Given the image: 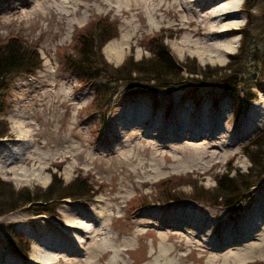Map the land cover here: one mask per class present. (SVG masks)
<instances>
[{
	"label": "rangeland",
	"instance_id": "obj_1",
	"mask_svg": "<svg viewBox=\"0 0 264 264\" xmlns=\"http://www.w3.org/2000/svg\"><path fill=\"white\" fill-rule=\"evenodd\" d=\"M64 1L68 3L61 9L59 0H0V45L16 40L41 61L33 73H13L0 85L5 96L0 116L9 129L0 139V180L14 191L31 193L53 181L67 185L85 180L82 189L89 197L35 207L46 209L44 214L20 208L1 215L0 260L30 261L34 249L41 248L39 241L55 242L62 228L59 222L65 224L67 215L86 211L97 219L96 225L88 223L97 230L99 215L108 216V235L102 238L108 241V258L99 262L96 252L94 264H155L158 252L164 257H159V264H264V221L243 240H224L229 232H240L238 226L249 225L255 209L264 206V178L234 207L214 206L213 197L205 193L212 192L225 174L248 172L245 148L264 132V72L251 58L254 53L246 41L242 44L240 32L249 20L243 0H226L227 8L237 12L225 23L235 29L222 42L229 53L212 58L182 51L184 34H177L174 24L185 14L172 8L170 0H155L164 5L156 16L151 6L140 7L141 17L119 0ZM252 13L250 33L260 24L259 11ZM103 29L116 33L101 49L112 67L128 61L144 67L153 42L163 40L172 59L199 76L183 74L182 89L156 88L153 93H131L132 85L119 81L118 94L105 112L94 102V84L84 83L65 64L83 37L100 43ZM133 29L137 32L132 46L112 63L106 48ZM261 39L255 38L254 48H261ZM235 55L237 64L230 58ZM229 66L247 78L245 87L256 84V98L248 104L224 96L221 78ZM159 127L166 135H159ZM201 129L213 132L207 137ZM262 140L258 143L264 146ZM28 160L49 169L33 179L38 172ZM198 196L202 200H196ZM191 224L197 228L191 229ZM10 231L21 238L26 257L11 250L6 236ZM69 261L82 264L84 259L70 256Z\"/></svg>",
	"mask_w": 264,
	"mask_h": 264
},
{
	"label": "trees",
	"instance_id": "obj_2",
	"mask_svg": "<svg viewBox=\"0 0 264 264\" xmlns=\"http://www.w3.org/2000/svg\"><path fill=\"white\" fill-rule=\"evenodd\" d=\"M243 12L247 15V27L242 34V44L246 41L251 54V58L257 63L259 70L264 72V0H243ZM259 11L260 24L257 32L250 33L249 29L253 22L251 21L252 12ZM99 24H97V27ZM107 33V37L104 34ZM100 43L93 42L91 38L83 37L78 43L77 53L66 58L65 64L75 71L81 80L88 84H94L96 97L95 104H99V109L105 107V112H109L115 97L118 94L117 82L123 81L130 83L132 86L128 89L131 93H139L144 90H150L151 93L158 90H170L174 88L182 89L184 85L181 83L182 75L199 76L195 69H189L176 63L169 49L164 45L163 40L154 41L153 48L150 49L151 58L146 65L142 67V62L129 64L124 62L120 67H112L108 64L101 54V49L105 43L116 36L111 34L108 29H103ZM262 38L261 48L256 44L253 46L256 37ZM160 39V38H159ZM158 40V39H157ZM242 52V47L238 50V54ZM237 54V55H238ZM230 57L232 62H236L238 56ZM234 64H237L235 63ZM41 61L35 51L25 47L16 40H9L5 44L0 45V85L3 81L13 73L31 74L40 67ZM132 65V69L129 66ZM226 70V75L221 78L222 90L224 96L237 102L248 104L254 100L255 93H252L256 84L245 87L247 78L238 76V70H231L230 66ZM224 70V71H225ZM133 74L135 76H133ZM142 78H145L142 80ZM242 84L243 87L240 86ZM4 89L0 86V113L5 108ZM243 100V101H242ZM245 104V105H246ZM9 133L6 121L0 116V139L7 137ZM259 139L264 141V132L256 138L254 142L245 148L244 155L247 157L250 168L245 174H225L221 176L216 187L212 192L206 191L207 197H213L210 203L214 206L234 207L238 205L242 198L257 186L264 178V146L258 143ZM75 179L67 185H63L62 181H53L46 189L40 190L38 193H31L29 190L14 191L12 186L0 180V216L8 212L15 211L20 208H28V211L34 210L33 215L48 213L46 209L37 210L35 207H43L44 205L59 202L64 199H84L89 197L88 193L82 189L84 181ZM55 188V190H54ZM88 192V190H87ZM206 197V198H207ZM203 197L198 196L196 200H202ZM208 199V198H207ZM209 200V199H208ZM56 206V205H54ZM7 240L11 250L21 257H26L22 252V240L14 233L7 232Z\"/></svg>",
	"mask_w": 264,
	"mask_h": 264
},
{
	"label": "bare ground",
	"instance_id": "obj_3",
	"mask_svg": "<svg viewBox=\"0 0 264 264\" xmlns=\"http://www.w3.org/2000/svg\"><path fill=\"white\" fill-rule=\"evenodd\" d=\"M119 1L123 4H126V7H128V11L136 10L137 15H139L140 17L143 12L140 7L144 8L146 5L151 6V14L156 16L157 11L162 10L164 6L160 1L154 4L155 0ZM170 1H172V8L176 7L177 12L185 14L184 19H179L176 21V24H174L177 30L176 33L184 34V39L180 43L183 52L196 53L207 58H212L215 56L220 57L221 55H226L227 53H229L225 50L227 47L223 45L222 42H224L223 39L227 35L233 33V30L235 28L232 27V25L226 24L225 22L230 21L231 18L234 17V14L235 12H237V10H230L229 8H227V3H225L226 0ZM67 3L68 2L64 0H59V6L61 7V9L65 8V5ZM111 9L113 10L114 8L112 7ZM145 11L146 9H144V12ZM131 31L133 32L122 38L120 42H112L111 44H109V47L106 48L105 51L107 58L112 63L119 62V60L121 59V55L126 49V46H132V40L137 30L133 29ZM230 43L231 41H228V44ZM159 129L161 130V133L159 134L160 136L166 135L162 127H159ZM201 130L203 133L205 132L204 134H206L207 137H210L213 132L211 129ZM28 163L31 165H35L38 172L33 179H36L38 175L48 171L49 169L48 167L42 166L41 162L38 160H28ZM30 176L33 177L32 173L30 174ZM96 201L98 200H95V202ZM96 207L99 208L97 204ZM255 211L256 215L250 221L249 225L238 226L241 228V231L229 232L228 239H226V235L224 240H226L227 243H231L230 240L232 241V239L235 238H241L243 240L244 238H246V236L253 234V231L259 226L258 222L260 224L264 221V206L255 209ZM107 219L108 216L106 214L99 215V222H97V227L100 230L99 231L97 230V228L88 225V223L90 222L96 225L95 222L97 219L92 213L90 215L86 211H82L72 213L69 216L67 215V217H65V224L62 223V221L61 223L59 222L62 228L58 229V236L55 238V242L52 243V241L49 240H47L48 242L39 241V245L41 246V248L36 247L34 249L35 251L32 255V258H30L31 260L24 261L21 264H68L70 263V256H81V258L84 259L82 264H94L97 260V257H95L96 252H100L98 261L101 262L104 257L108 258V241H102V238L108 235L105 224V221ZM190 228L195 230L197 228V225L195 226L191 224ZM102 230H104L105 232ZM75 235L82 236L84 240L79 239ZM214 250H216V248H214ZM113 251L114 253H119L120 250L115 249ZM109 252L111 253V251ZM170 254L171 253L169 252L167 255L165 254V256H168ZM159 257L164 259L163 255L158 252V256L155 255L153 257L155 264H159ZM0 264L17 263H9V261L1 259ZM165 264L170 263L166 262Z\"/></svg>",
	"mask_w": 264,
	"mask_h": 264
}]
</instances>
